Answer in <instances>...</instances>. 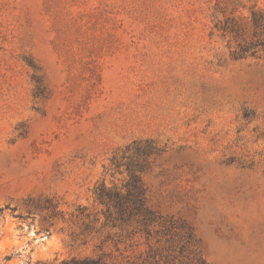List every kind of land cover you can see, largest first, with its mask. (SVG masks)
Returning <instances> with one entry per match:
<instances>
[{
  "label": "rangeland",
  "instance_id": "rangeland-1",
  "mask_svg": "<svg viewBox=\"0 0 264 264\" xmlns=\"http://www.w3.org/2000/svg\"><path fill=\"white\" fill-rule=\"evenodd\" d=\"M95 253L264 264V0H0V264Z\"/></svg>",
  "mask_w": 264,
  "mask_h": 264
},
{
  "label": "trees",
  "instance_id": "trees-1",
  "mask_svg": "<svg viewBox=\"0 0 264 264\" xmlns=\"http://www.w3.org/2000/svg\"><path fill=\"white\" fill-rule=\"evenodd\" d=\"M252 18L256 25L257 20L254 13ZM130 179V182H133V189L128 188L127 195H122L120 192L107 187L104 182H101L94 189L95 200L105 206V216L107 219H111L113 213H116L120 218L125 216V214H139L144 220H152L154 216L144 203L139 178L131 172ZM108 257L107 253H95L93 255L70 256L62 259L54 258L52 260L38 261L36 264H149L146 259L137 262L129 259L112 260ZM198 264H204V262L199 261Z\"/></svg>",
  "mask_w": 264,
  "mask_h": 264
}]
</instances>
